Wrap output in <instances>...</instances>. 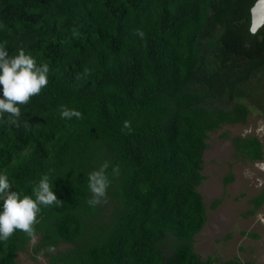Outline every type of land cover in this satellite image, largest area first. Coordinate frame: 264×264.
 Wrapping results in <instances>:
<instances>
[{"label": "trees", "instance_id": "trees-1", "mask_svg": "<svg viewBox=\"0 0 264 264\" xmlns=\"http://www.w3.org/2000/svg\"><path fill=\"white\" fill-rule=\"evenodd\" d=\"M254 3L0 0V44L50 68L47 86L19 105L18 127L0 114V174L11 191L32 195L47 175L63 202L41 206L33 256L48 264H219L194 248L207 221L198 187L209 133L246 123L249 100L264 113V27L259 38L247 31ZM61 106L82 118L62 119ZM126 120L130 133L121 130ZM233 144L242 159L264 161L256 137ZM105 161L107 203L90 207L87 176ZM253 202L264 203V189ZM32 241L21 230L0 241V264H19Z\"/></svg>", "mask_w": 264, "mask_h": 264}, {"label": "rangeland", "instance_id": "rangeland-1", "mask_svg": "<svg viewBox=\"0 0 264 264\" xmlns=\"http://www.w3.org/2000/svg\"><path fill=\"white\" fill-rule=\"evenodd\" d=\"M251 113L244 124L223 125L209 133L208 148L204 151L203 175L198 187L207 209V221L195 237V251L206 259L217 257L219 264L238 258L243 264H264V203L255 208L254 199L264 189V161H250L236 155L233 138L256 137L264 151V113L253 100ZM232 182L226 183L227 178ZM219 204L212 209V204ZM256 235L257 237H254ZM18 254L19 264H48L40 253L33 256L32 246Z\"/></svg>", "mask_w": 264, "mask_h": 264}, {"label": "clouds", "instance_id": "clouds-1", "mask_svg": "<svg viewBox=\"0 0 264 264\" xmlns=\"http://www.w3.org/2000/svg\"><path fill=\"white\" fill-rule=\"evenodd\" d=\"M249 11L251 23L247 31L250 36L259 38V30L264 27V0H255ZM49 71L47 63L38 66L36 60L22 48L18 54L9 56L6 42L0 44V86L3 92V98H0V114H7V125L19 126L21 116L19 105L28 104L31 97L38 95L47 86ZM88 74L89 70L85 68L83 74H77V79ZM60 114L62 119L82 118L81 112L69 110L64 106H61ZM124 129L129 133L132 131L130 121L123 122L121 130ZM109 166V162L105 161L98 170L90 172L87 176V186L91 193L87 203L90 207L107 203V189L111 184L107 175ZM112 172L118 176L119 165L113 167ZM12 186L7 174H0V200H3V210L0 211V241L9 240L16 230H21L35 240L34 225L38 222L37 216L41 206L60 207L63 202L54 193L47 175H43L33 186L32 195H24L21 198L19 192L11 191Z\"/></svg>", "mask_w": 264, "mask_h": 264}, {"label": "built area", "instance_id": "built-area-1", "mask_svg": "<svg viewBox=\"0 0 264 264\" xmlns=\"http://www.w3.org/2000/svg\"><path fill=\"white\" fill-rule=\"evenodd\" d=\"M259 221H260L261 225H264V214L260 215Z\"/></svg>", "mask_w": 264, "mask_h": 264}, {"label": "crops", "instance_id": "crops-1", "mask_svg": "<svg viewBox=\"0 0 264 264\" xmlns=\"http://www.w3.org/2000/svg\"><path fill=\"white\" fill-rule=\"evenodd\" d=\"M241 261V260H240Z\"/></svg>", "mask_w": 264, "mask_h": 264}]
</instances>
